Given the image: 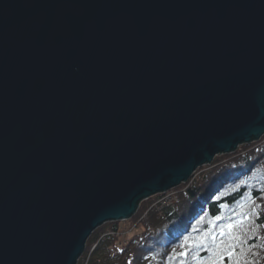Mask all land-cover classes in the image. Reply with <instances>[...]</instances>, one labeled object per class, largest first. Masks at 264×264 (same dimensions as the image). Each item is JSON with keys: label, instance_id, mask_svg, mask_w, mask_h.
<instances>
[{"label": "water", "instance_id": "obj_1", "mask_svg": "<svg viewBox=\"0 0 264 264\" xmlns=\"http://www.w3.org/2000/svg\"><path fill=\"white\" fill-rule=\"evenodd\" d=\"M263 136L264 0H0V264H78Z\"/></svg>", "mask_w": 264, "mask_h": 264}, {"label": "trees", "instance_id": "obj_2", "mask_svg": "<svg viewBox=\"0 0 264 264\" xmlns=\"http://www.w3.org/2000/svg\"><path fill=\"white\" fill-rule=\"evenodd\" d=\"M197 172L177 204L142 200L126 236L111 234L126 229L117 221L96 229L78 264L84 257V264H264V140L218 155Z\"/></svg>", "mask_w": 264, "mask_h": 264}, {"label": "rangeland", "instance_id": "obj_3", "mask_svg": "<svg viewBox=\"0 0 264 264\" xmlns=\"http://www.w3.org/2000/svg\"><path fill=\"white\" fill-rule=\"evenodd\" d=\"M263 140H264V136H263L259 141H257V143L262 142ZM219 156H220V155H219ZM198 173H199V172L196 173V177L199 175ZM193 178H194V179H193ZM194 180H195V176H193L192 179H190L188 182L191 183V182L194 181ZM171 191H174V189H171L169 192H171ZM166 193H167V192H166ZM155 196H156V199H155V200H157V201H159V199H161V200H162V199H163V200H167V199H170V198H171V199H170V205H174V203H175L174 198H173L172 196H168L167 194H162L161 198L159 197L160 195H159V196L155 195ZM155 200H154V201H155ZM154 201L150 204L152 207L155 205V202H154ZM152 207H150V208H152ZM139 208H140V207H139ZM138 210H139V209H138ZM148 211H149V210H148ZM137 212H138V211H137ZM147 213H148V212H146L145 214H147ZM135 215H136V214H135ZM135 215H134V216H135ZM140 219H141V217H140ZM127 220H128V219H127ZM127 220H120V221H117V222H121L122 228H123V227H126L127 230H126V229H122V232L119 231L118 233H117V231H116V232H115V231H110L111 234H112V235H118V237L121 236V235H122V236H126V235L128 234V227L131 226L129 229H132V228L135 227L134 224H136V223H134L133 221H131L132 224L129 226L130 222H129V221L126 222ZM108 225H109L108 222L104 224V226H108ZM121 225H120V226H121ZM107 236H108V234H107ZM100 237H101V236H99L98 239H99ZM94 248H95V247H94ZM94 248H91V250L89 251V253H88L87 256H89V255L92 253V251H93ZM85 251H86V250H85ZM84 253H85V252H84ZM81 257H82V256H81ZM80 259H81V258H80ZM80 259H79V260H80ZM85 259H87V258L84 257V259L82 260V263H81V264H84V263H85Z\"/></svg>", "mask_w": 264, "mask_h": 264}, {"label": "bare ground", "instance_id": "obj_4", "mask_svg": "<svg viewBox=\"0 0 264 264\" xmlns=\"http://www.w3.org/2000/svg\"><path fill=\"white\" fill-rule=\"evenodd\" d=\"M235 152H236V151H235ZM233 153H234V152H233ZM229 154H230V153H229ZM196 173H197V172H195L194 175H193V176H195V178H196ZM198 174H199V173H198ZM193 176H192V177H193ZM192 177H191L190 179H192ZM193 179H194V178H193ZM191 183H192V182H191ZM191 183H190V184H191ZM183 184H187V185H188L189 182H187V183H183ZM183 184H181V185L178 186L177 188H174V191H173V192H169V191H170V190H169L167 193H159V194H156V195H157V196L160 195L159 197L161 198L162 194H170V195L174 198V200H175V198L177 197V201H178V200H180V196H179L180 191H181V190H182V191L185 190L184 188H181ZM190 184H189V185H190ZM170 195H169V196H170ZM154 196H155V195H154ZM152 197H153V196H152ZM170 199H171V198H170ZM145 200H146V199H145ZM160 200H161V199H159V201L155 200V201H154V202H155V205H154V206H158V207L160 208V207H161V202H160ZM177 201H175L174 204H177V203H178ZM163 205H166V204H163ZM154 206H153V207H154Z\"/></svg>", "mask_w": 264, "mask_h": 264}, {"label": "snow or ice", "instance_id": "obj_5", "mask_svg": "<svg viewBox=\"0 0 264 264\" xmlns=\"http://www.w3.org/2000/svg\"><path fill=\"white\" fill-rule=\"evenodd\" d=\"M217 219H220V217H217ZM235 227H236L235 224H229V225H227V229H228L229 232H232V230H233ZM221 235H224V232H223V231H221ZM211 239H212L213 241H215V240H216V237H215V236H212ZM184 255L186 256L187 253H184ZM213 264H216V261H215V260L213 261Z\"/></svg>", "mask_w": 264, "mask_h": 264}, {"label": "built area", "instance_id": "obj_6", "mask_svg": "<svg viewBox=\"0 0 264 264\" xmlns=\"http://www.w3.org/2000/svg\"><path fill=\"white\" fill-rule=\"evenodd\" d=\"M171 192H173V191H171ZM168 196L170 195V194H167ZM171 196V195H170ZM162 201V203L163 204H167V203H170V199H167V200H161ZM175 201H177V197L175 198Z\"/></svg>", "mask_w": 264, "mask_h": 264}]
</instances>
